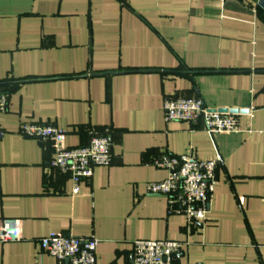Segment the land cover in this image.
<instances>
[{
	"label": "crops",
	"instance_id": "0c3cea01",
	"mask_svg": "<svg viewBox=\"0 0 264 264\" xmlns=\"http://www.w3.org/2000/svg\"><path fill=\"white\" fill-rule=\"evenodd\" d=\"M0 264H69L40 245L50 233L95 237L96 264H135L134 242L184 244L174 264H264V9L257 0H0ZM239 109L240 130L167 121V98ZM55 125L67 145L111 143L74 193L52 166L54 141L24 123ZM164 154L218 160L206 219L189 223L147 191Z\"/></svg>",
	"mask_w": 264,
	"mask_h": 264
},
{
	"label": "built area",
	"instance_id": "2783aa9c",
	"mask_svg": "<svg viewBox=\"0 0 264 264\" xmlns=\"http://www.w3.org/2000/svg\"><path fill=\"white\" fill-rule=\"evenodd\" d=\"M9 106L8 93L0 90L1 115ZM167 121H187L197 123L202 119L210 133H230L240 130L239 119L235 114L220 113L205 105L200 98H167L164 103ZM27 137L50 139L56 147V157L52 166L69 173L74 184V193L80 192V182L90 179L97 166L111 163V143L107 136L92 137L87 146L67 145V132L55 125L27 122L21 127ZM4 131L0 122V138ZM154 165L168 171L167 178L147 183V191L164 195L170 206L184 213L189 223L206 219L210 210L209 195L217 184L216 169L218 160L197 159L192 155L164 154L154 160ZM21 221L4 219L0 227V240L3 242L21 239ZM99 240L95 237H75L50 233L40 240V245L51 255L69 264H96ZM184 244L176 240H145L134 242L135 264H174L175 257L182 252Z\"/></svg>",
	"mask_w": 264,
	"mask_h": 264
},
{
	"label": "water",
	"instance_id": "95a60500",
	"mask_svg": "<svg viewBox=\"0 0 264 264\" xmlns=\"http://www.w3.org/2000/svg\"><path fill=\"white\" fill-rule=\"evenodd\" d=\"M257 1H258L259 5L264 9V0H257ZM217 111L220 113H230V114H237L240 112L239 109H219Z\"/></svg>",
	"mask_w": 264,
	"mask_h": 264
}]
</instances>
